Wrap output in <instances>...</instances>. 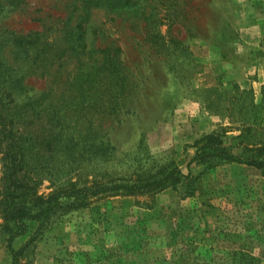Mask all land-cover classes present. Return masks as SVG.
<instances>
[{"label":"rangeland","instance_id":"1","mask_svg":"<svg viewBox=\"0 0 264 264\" xmlns=\"http://www.w3.org/2000/svg\"><path fill=\"white\" fill-rule=\"evenodd\" d=\"M263 90L264 0H0V94L40 194L133 181L141 162L188 174L194 142L238 135ZM238 142L264 144V120ZM192 170L193 189L103 194L13 246L33 239L22 264H264V171ZM3 225L0 209L11 264Z\"/></svg>","mask_w":264,"mask_h":264},{"label":"trees","instance_id":"2","mask_svg":"<svg viewBox=\"0 0 264 264\" xmlns=\"http://www.w3.org/2000/svg\"><path fill=\"white\" fill-rule=\"evenodd\" d=\"M258 107L260 112L257 118L251 122H243L238 135L230 137L227 132L216 130L197 139L193 144L195 154L187 165L188 174H184L174 160L157 169L155 167L146 169L148 162H141L138 167L141 173L136 172L133 181L98 183L80 188L61 189L45 195L39 193L40 181L30 171L26 140L17 125L18 114L7 105L6 101L4 102L0 94V161L2 163L0 209L4 220L3 230L7 235V248L12 257L11 264H22L21 259L26 255L27 246L33 239L20 249L15 248L13 243L19 237L30 235L32 222L38 223L37 230H40L60 212L65 214L73 209H79L85 206L88 199L107 193L157 194L173 187L174 181L179 178L188 181L189 187L193 189L197 178L192 175L193 166H200L204 171H209L223 164L239 163L264 171V144L238 142L235 148L231 144L233 140L241 141L244 132H250L257 123L263 122L264 99ZM234 149L238 151L235 152ZM154 165L157 166L159 163L155 162Z\"/></svg>","mask_w":264,"mask_h":264}]
</instances>
